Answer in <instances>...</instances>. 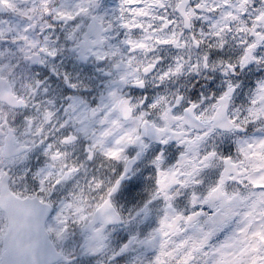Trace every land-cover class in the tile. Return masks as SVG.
Listing matches in <instances>:
<instances>
[{
    "label": "snow or ice",
    "instance_id": "6c2138e0",
    "mask_svg": "<svg viewBox=\"0 0 264 264\" xmlns=\"http://www.w3.org/2000/svg\"><path fill=\"white\" fill-rule=\"evenodd\" d=\"M98 6V0H75L71 7L57 6L55 0H0V10L28 21L14 37L23 41L20 51L27 60L44 63L46 57L57 55L50 38L54 25L46 16L64 23L87 17V30L80 31L78 23L67 38L75 41L83 59L93 56L103 61L109 55H120L114 67L123 65L125 71L113 83L143 89L154 72L153 83L166 84L182 76L186 68L199 73L220 65L228 77L225 86L211 95L202 93L196 100L179 90H166L149 99L134 98L121 87L110 88L95 107L82 101L70 103L66 118L51 132L48 129L57 119L56 112L37 105L36 115L26 116L23 127L46 144L47 163L34 173L27 170L24 178L31 175L40 191L49 195L64 191L73 178H84L88 191L97 194L95 208L110 209L103 226L94 228L89 238L90 250L96 252L103 246L105 226L121 220L113 195L149 147L147 141L162 145L175 141L180 149L174 163L165 166L164 149L152 160L155 188L151 200L163 202L158 226L143 241L133 237L129 243L154 249L147 264H264V77L256 80L239 106L234 98L240 83L231 79L252 64L264 65V0L258 6L257 0H120L114 19L126 30L127 55L119 47L111 53L100 50L109 40L113 21L94 14ZM197 21L202 22L199 27ZM7 31L11 29H0V38ZM162 46L188 50V55H176L160 69L162 57L156 53ZM192 49L201 50L194 62ZM213 50L236 55L214 59ZM11 71L0 66V104L27 107L42 82L26 83L18 91L9 78ZM64 79L70 87H77L67 75ZM47 105L53 101L49 99ZM90 117H98L97 127L88 126ZM7 120L0 112V125ZM74 123L81 125L80 131L89 139L82 158H74L69 151L80 141L76 132L68 131ZM57 130L62 132L58 144L46 143L45 133L51 136ZM218 130L235 135L234 151H222L210 143ZM130 146L139 149L135 156L128 155ZM102 161H122L123 170L108 178ZM5 176L11 178L0 172V180ZM84 201L81 192L66 195L60 202L54 216L58 236L64 237L72 223L86 222ZM141 211H147V204Z\"/></svg>",
    "mask_w": 264,
    "mask_h": 264
},
{
    "label": "flooded vegetation",
    "instance_id": "af4514ba",
    "mask_svg": "<svg viewBox=\"0 0 264 264\" xmlns=\"http://www.w3.org/2000/svg\"><path fill=\"white\" fill-rule=\"evenodd\" d=\"M259 2L260 0H257V6ZM55 3L57 6L71 7L75 0H55ZM98 3L99 6L94 9V14L103 15L106 20L112 19L113 21V27L107 33L108 42L127 51L123 44L127 38L126 30L121 28L119 22L114 19L119 13L120 0H98ZM44 19L54 25V28L50 30V38L52 46L56 47L58 51L55 57H46L44 63H39L25 59L24 54L20 51L23 41L14 40L17 32L22 30L28 21L10 11H0V29H11V31L4 33L3 38H0V66L11 68L9 78L14 81L19 91H23L22 85L26 83L37 80L42 82L29 105L16 108L10 114L12 120L21 125L24 124L26 116L37 113V105L47 104L49 99L53 101L52 106L56 115L62 119L66 118L65 108L72 102L82 101L95 107L101 102V97L106 94L110 83L111 72L105 66V61H98L93 56H88L86 59L81 58L75 47V42L67 38L66 29L68 25L74 27L79 23L81 25L80 31H86L90 18L78 17L67 24L63 21H56L51 16H46ZM201 23V21H197V27ZM178 53L179 50L177 49L162 46L156 53L162 57L158 68H165ZM222 54L225 57L228 55L234 57L236 52L225 54L220 50H213L211 53L214 59ZM248 67L249 69L257 68L254 75H260L261 71L264 72V65L252 64ZM245 72V69L238 70L231 79L241 84ZM65 75L69 77L70 82L77 84L76 88L70 87L69 82L64 79ZM153 76H155V72L149 76V83L146 84L145 88L139 89L128 86L125 91L134 98L147 96L151 99L166 90H179L185 93L188 99L196 100L202 93L211 95L213 92L221 91L228 79L222 73L216 75L196 73L189 74L187 80L184 76H180L166 84H154ZM240 89L241 87L237 89L234 98L237 106L244 103ZM220 133V135L214 134L213 137H210V143H215L222 151H227L229 148L234 151L235 135L227 132ZM47 142H51V137ZM147 142L149 147L134 161L125 179L121 182L120 188L113 195V202L121 213V220L110 222L105 226L103 246L98 251L92 252L88 244L89 231L82 229L78 223H72L64 235L61 245L63 251L62 264H147V261L152 257L154 249L148 245L143 243L130 244L129 242L133 237H136L138 241H143L158 226L159 217L162 215V200H151L155 188L153 179L155 166L152 160L161 149H164L165 166L172 164L179 155L180 146L176 145L175 141L169 142L168 145H162L154 140ZM45 146L46 144L38 145L29 154L27 163L30 173L43 168L47 163V157L44 154ZM84 146V142L80 140L76 146L69 148V151L74 158H82ZM138 150L136 146H130L127 153L132 157ZM89 170H94L91 162L89 163ZM122 170L123 162L117 171ZM115 174L116 172H112L110 175ZM74 182L75 178L69 180L64 186V191L59 193L57 204L54 206L56 211L60 207V202L66 197L68 188ZM1 184H4L3 180H0V194ZM4 191L7 192V198L15 201H17V197L27 198L14 181H9L4 187ZM149 201L151 202L149 203ZM146 204L147 211H141ZM72 214H74V210ZM6 229L7 217L3 209L0 208V237H4ZM125 245L128 247L125 248ZM2 256L3 252H0V258Z\"/></svg>",
    "mask_w": 264,
    "mask_h": 264
},
{
    "label": "clouds",
    "instance_id": "9594fccd",
    "mask_svg": "<svg viewBox=\"0 0 264 264\" xmlns=\"http://www.w3.org/2000/svg\"><path fill=\"white\" fill-rule=\"evenodd\" d=\"M73 28L72 25H68L66 29L67 36L72 32ZM117 47L119 46L107 42L100 50L111 53ZM119 48L124 55H127V51L122 50L121 47ZM199 51L201 50H191L193 62ZM226 53L227 51L225 54ZM177 55H188V50L179 51ZM223 55L224 54L221 56ZM120 59V55H109L103 60L105 61V66L111 72L110 83L106 92L110 88L121 87L122 91L127 94L125 91L126 87L113 83V81H117L120 74L125 71L123 65H121L119 69L114 67ZM219 73H221L220 65H217L214 71L211 69H201L199 72L200 75H216ZM5 74H7V71H5ZM189 74H196V72H190L186 68L182 76L187 80ZM176 79L178 78H174L173 80ZM17 90L19 91V89ZM41 107H52L55 111L52 105L42 104ZM0 112H3L8 117L7 122L0 125V172H6L10 174L11 177L5 176L3 183L7 185L9 181H14L23 191L24 196L27 197L26 199L22 197L20 201H15L5 196L3 203L0 204V208L3 209L6 217L13 211H17L22 213L21 219L25 222L23 225V237L15 233L7 232L4 237H0V252H3V257L0 258V264H62L63 251L61 245L64 237L57 235L59 231L58 226L49 220V217L52 216L55 211L54 206L57 204L59 193L49 195L48 192H41L39 185L32 179L31 175L24 178L28 170L27 162L29 160V154L38 145H42L40 142L41 137L27 134L23 125L15 123L10 116V114L14 112V109L7 103L0 104ZM97 119L98 117H90L88 126L97 127ZM59 120H62V118L57 116V119L49 126V132H51L53 126L57 125ZM80 129L81 125L79 123H74L68 131L76 132L80 136V140L87 146L89 139ZM220 134L221 133L218 131L217 135ZM61 135L62 132L59 130L53 132L51 136H49L47 132L45 133L47 141L49 137H51V142L54 144H58ZM121 162L122 161L103 162L104 171L108 178L112 177L110 174L120 167ZM81 192H83L85 196L84 203L86 204L88 215L86 222L80 223L79 226L89 231L88 242L92 243L89 238L93 235V229L103 226L105 217L110 214V209H96L94 203L97 194L93 191H88L83 177H77L71 187L68 188L67 195L72 193L80 194ZM41 201H43V203ZM74 203H78V201H74Z\"/></svg>",
    "mask_w": 264,
    "mask_h": 264
},
{
    "label": "rangeland",
    "instance_id": "374dc122",
    "mask_svg": "<svg viewBox=\"0 0 264 264\" xmlns=\"http://www.w3.org/2000/svg\"><path fill=\"white\" fill-rule=\"evenodd\" d=\"M249 67L245 68L246 72L245 75L246 79L241 80L240 84V92H242V98L244 101L247 99V94L250 92V90L255 86V82L258 78L264 77V72L259 73L260 75H254L252 73V69L248 72ZM249 76V78H247Z\"/></svg>",
    "mask_w": 264,
    "mask_h": 264
},
{
    "label": "water",
    "instance_id": "95a60500",
    "mask_svg": "<svg viewBox=\"0 0 264 264\" xmlns=\"http://www.w3.org/2000/svg\"><path fill=\"white\" fill-rule=\"evenodd\" d=\"M20 219H19V216H18V213H17V235H20L21 237H23V232H24V227H23V225H24V223H22V225H21V229H20ZM13 225H12V229H13ZM20 229V230H19ZM10 233H15V230L14 231H12V232H10Z\"/></svg>",
    "mask_w": 264,
    "mask_h": 264
}]
</instances>
